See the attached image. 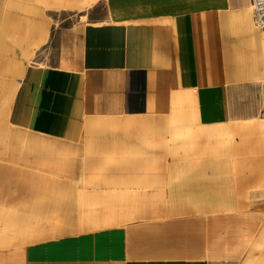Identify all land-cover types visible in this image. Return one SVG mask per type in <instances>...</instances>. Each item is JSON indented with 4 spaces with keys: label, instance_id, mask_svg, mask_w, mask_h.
<instances>
[{
    "label": "crops",
    "instance_id": "0c3cea01",
    "mask_svg": "<svg viewBox=\"0 0 264 264\" xmlns=\"http://www.w3.org/2000/svg\"><path fill=\"white\" fill-rule=\"evenodd\" d=\"M250 5L4 1L0 85L12 84L8 118L14 127L79 142L88 122L115 118L110 126L121 132L103 147L110 158L129 143L136 149L132 143L146 139L154 118L163 119L166 131L157 140L165 146L163 164L150 166L155 157L144 153L102 173L111 189L88 200L94 209L87 220L80 211L76 221L64 212L57 229L39 222L20 238L0 231V264H214L215 240L224 239L217 235L225 225L257 230V213L240 210L257 209V203L231 204L228 194L229 168L242 151L253 150L257 121L264 120L262 33ZM90 149L85 145L84 153ZM214 162H222L221 179L214 178L220 172ZM215 196L226 204H216ZM216 207L227 211L215 213ZM230 207L239 211L229 214ZM17 213L10 212L9 221ZM247 233L238 235L235 256L255 255L243 243ZM257 252L253 264H264V247Z\"/></svg>",
    "mask_w": 264,
    "mask_h": 264
},
{
    "label": "rangeland",
    "instance_id": "374dc122",
    "mask_svg": "<svg viewBox=\"0 0 264 264\" xmlns=\"http://www.w3.org/2000/svg\"><path fill=\"white\" fill-rule=\"evenodd\" d=\"M4 1L0 0V14ZM82 19L87 21L88 17ZM69 20L72 21L71 18ZM60 23L61 19L57 25ZM10 85L12 84L8 81L0 85L1 90L4 86L7 90L0 92V200H11L6 202L5 207H0L2 217L0 231L5 233L4 236L23 237L25 235L23 233L31 230L39 222L54 223L52 227L57 229V223L59 227L63 224L64 212L66 217L71 220L75 218L76 221L80 211L87 220L94 209L88 200L94 196L104 197L111 189L110 176L102 175L108 172L111 166H119L132 158L144 157V153H149L151 158L155 157L156 161L150 162V166L163 164L165 146L157 142L158 139L165 138L163 119L154 118L155 126L147 129L146 139L132 143L137 146L136 149L133 150L129 143L125 145L127 148L117 154L113 153V157L110 158L109 150H104L103 147L104 143L109 142L111 135L121 132L115 125L110 126L111 119L115 118L93 119L88 122L83 138L79 142L51 138L17 128L8 118ZM129 140L134 141L135 138ZM85 145L91 147L89 152L84 153ZM240 157L242 159L233 161L235 166L229 168L228 172L234 179L233 187L230 186L228 189L231 199L229 203L234 204L235 200H244L248 203L255 201L257 209L246 207L240 210L244 214L257 213V230L255 233L251 229L248 230L249 224L244 223L236 225L232 222L230 226L225 225L221 229L223 234L217 235V237L223 235L224 239L215 240V251L218 254L214 256V264H253L259 258L257 251L264 247V223H259L261 219L264 222V120L257 121V136L253 138V150L242 151ZM116 158L120 160L117 161ZM101 159L103 161H100ZM212 167L220 169L219 175H215L214 178L221 179L222 162H214ZM225 173L227 174V171ZM113 180L116 189V177ZM118 185L123 183L119 182ZM16 200L23 201L20 202L23 206H17L19 203H16ZM215 200L216 204H226L221 196H215ZM216 208L215 213L227 211L226 207ZM230 208L229 214L239 211L237 207ZM19 211L17 219L9 221V213ZM30 212H34L32 219ZM30 220L33 224H30ZM245 232H248L246 234L248 236L243 240V243H246L245 248L253 247L255 255L251 257L247 253L250 251L245 249L246 254L235 256L234 244L239 239L237 237H241Z\"/></svg>",
    "mask_w": 264,
    "mask_h": 264
},
{
    "label": "built area",
    "instance_id": "2783aa9c",
    "mask_svg": "<svg viewBox=\"0 0 264 264\" xmlns=\"http://www.w3.org/2000/svg\"><path fill=\"white\" fill-rule=\"evenodd\" d=\"M251 10L256 26L262 33V45L264 50V0H251Z\"/></svg>",
    "mask_w": 264,
    "mask_h": 264
},
{
    "label": "bare ground",
    "instance_id": "6f19581e",
    "mask_svg": "<svg viewBox=\"0 0 264 264\" xmlns=\"http://www.w3.org/2000/svg\"><path fill=\"white\" fill-rule=\"evenodd\" d=\"M250 8H251V5H250Z\"/></svg>",
    "mask_w": 264,
    "mask_h": 264
}]
</instances>
